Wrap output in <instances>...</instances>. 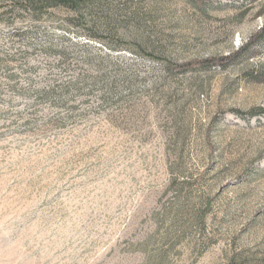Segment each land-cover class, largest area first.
<instances>
[{
    "label": "rangeland",
    "instance_id": "1",
    "mask_svg": "<svg viewBox=\"0 0 264 264\" xmlns=\"http://www.w3.org/2000/svg\"><path fill=\"white\" fill-rule=\"evenodd\" d=\"M10 1L0 264H264V0Z\"/></svg>",
    "mask_w": 264,
    "mask_h": 264
},
{
    "label": "trees",
    "instance_id": "2",
    "mask_svg": "<svg viewBox=\"0 0 264 264\" xmlns=\"http://www.w3.org/2000/svg\"><path fill=\"white\" fill-rule=\"evenodd\" d=\"M256 1L258 0H249L250 3ZM87 2L88 0H11L8 5H4L6 6L4 12L10 14L9 16H17L20 13L25 12L29 14L32 18L38 19L44 12H47L50 9L64 8L71 12H74L75 14L81 17L85 12L84 10L85 7L87 6ZM262 12H264V4H263ZM262 38H263L262 42L264 44V34L262 35L261 39ZM216 60H217L216 58L214 59L209 58L200 61L183 62V63H178L169 60L166 62V66L171 72L172 71L185 72L199 67H209L213 64V62H216ZM195 63H197L198 65H196ZM53 93H54L53 88L47 90H40V94L45 96L52 95Z\"/></svg>",
    "mask_w": 264,
    "mask_h": 264
}]
</instances>
